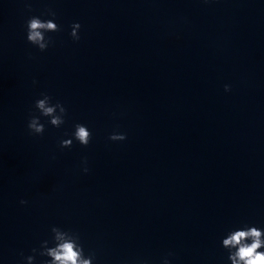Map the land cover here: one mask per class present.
I'll return each mask as SVG.
<instances>
[{
    "label": "clouds",
    "instance_id": "1",
    "mask_svg": "<svg viewBox=\"0 0 264 264\" xmlns=\"http://www.w3.org/2000/svg\"><path fill=\"white\" fill-rule=\"evenodd\" d=\"M49 15L55 17L54 12L50 11ZM80 27L79 23L71 25L70 36L75 41L80 39L78 35ZM26 29L27 41L34 46H38L37 48L41 52L47 50L52 43L51 37L45 38L41 30L60 31L59 25L53 19L41 20L37 16H32L27 20ZM229 90V86L225 85V91ZM41 96L43 98L37 99L34 107L41 116L49 118V123L53 127H60L65 122L66 108L59 101L55 104L51 103L52 98L46 93H41ZM27 127L30 134L33 135H42L45 131L44 125L40 122V117L35 115L30 117ZM74 127L75 131L72 134V138L62 140L60 142L61 148H70L73 139L85 147L89 144L92 133L87 126L77 123ZM109 139L112 141H123L126 139V135L114 133L109 136ZM84 171L87 172L88 169L85 168ZM20 203L26 204L27 201L21 200ZM51 231L56 234L53 237L55 246L49 247V242L45 240L42 242L41 250L39 251L41 256L50 258L44 261V264H92L93 256L85 257L83 247L80 244L70 238H65L69 231H61L57 227H53ZM222 246L228 250V259L231 264H264V251H261V249H264V229L245 225L243 228L232 230L222 240ZM32 251L36 253L37 249ZM34 258V256L26 257L27 264H33ZM165 264H168V262L165 261Z\"/></svg>",
    "mask_w": 264,
    "mask_h": 264
}]
</instances>
